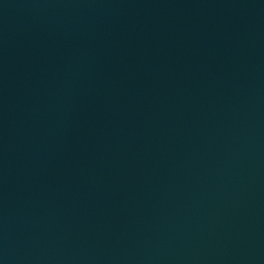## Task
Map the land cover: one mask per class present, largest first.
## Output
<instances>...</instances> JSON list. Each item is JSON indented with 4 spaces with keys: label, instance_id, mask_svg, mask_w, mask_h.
<instances>
[{
    "label": "water",
    "instance_id": "1",
    "mask_svg": "<svg viewBox=\"0 0 264 264\" xmlns=\"http://www.w3.org/2000/svg\"><path fill=\"white\" fill-rule=\"evenodd\" d=\"M0 264H264V0H0Z\"/></svg>",
    "mask_w": 264,
    "mask_h": 264
}]
</instances>
